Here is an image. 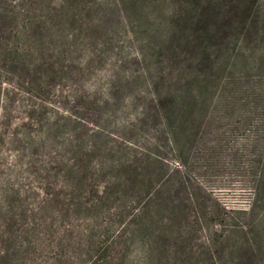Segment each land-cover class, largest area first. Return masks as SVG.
Returning a JSON list of instances; mask_svg holds the SVG:
<instances>
[{
  "label": "rangeland",
  "instance_id": "374dc122",
  "mask_svg": "<svg viewBox=\"0 0 264 264\" xmlns=\"http://www.w3.org/2000/svg\"><path fill=\"white\" fill-rule=\"evenodd\" d=\"M180 1L65 0L64 14L44 43L50 46L40 47L53 60H71V71L44 70L45 82L29 91L18 87L11 44L18 40V0H0V264H210L195 259L203 250H231L242 264H250L252 251V262L264 264V205L252 224L229 228L210 248L205 244L214 202L245 207L250 196L245 161L253 159L249 173L257 172L264 156V0L222 1L224 13L246 9L256 17L245 37L237 29L230 33L229 51L236 57L219 55L226 67L215 69L214 90L239 94L244 86L254 93L241 104L213 106L214 120L197 124L195 137L184 139L182 200L165 203L158 197L157 210L150 202L140 219L123 207L156 191L153 181L161 176L146 155H161L170 167L178 160L154 149L152 142L161 144L163 137L155 130L158 120L139 113L151 98L149 76L139 74L143 67L152 71L181 57L167 50L163 36ZM59 2L37 0L33 7L46 13ZM4 43L11 48L3 49ZM172 43L183 46L181 40ZM62 46L66 53L60 55ZM139 50L144 59L137 58ZM118 147L124 155L140 154L145 167L129 172L126 183L115 162ZM191 188L197 206L185 200ZM118 206L122 216L111 220L109 212Z\"/></svg>",
  "mask_w": 264,
  "mask_h": 264
},
{
  "label": "trees",
  "instance_id": "16d2710c",
  "mask_svg": "<svg viewBox=\"0 0 264 264\" xmlns=\"http://www.w3.org/2000/svg\"><path fill=\"white\" fill-rule=\"evenodd\" d=\"M116 1L117 4H121L126 0ZM222 1H180L182 4L179 5V8L169 14L164 25L163 36L167 40V50L179 54L181 57L177 60L168 58L166 64H158L152 71L149 68L143 67L139 74V76L148 74V87L151 94L146 110H141L139 113L146 114L145 116L148 118L158 120L155 130L163 137L161 144L159 140L152 142L155 147L154 149H156V152L163 153L164 155L168 153L173 156L176 155L174 157L178 160H180L179 155L183 151L182 143H184V139L191 140L195 137V126L200 123L207 124L214 120L213 106L219 104L221 107L227 108L230 100H236L241 104L243 101H247L249 94L254 93V90H249L244 86H240L242 92H239V94L235 92L224 93L222 90L218 93L219 91L214 90L217 82L215 69L226 67V60H219V55L224 53L222 56H225V58L235 59L236 57L229 51L228 39H230V35L235 33L236 29L243 33L244 37L248 35L256 17L254 13L246 9L234 13L229 12V10L224 13L222 12ZM36 2L37 0H18V28L15 32L18 40L13 43L10 42L14 44L12 47L15 56L13 60L18 62V87H26L29 91L42 86L47 72L71 71V68H69L71 60L67 58L53 60L51 54L47 55V52L43 51L46 46H50L51 44L49 42L44 43L48 40V36L50 37L51 30H56V22L54 21L60 19L64 14L62 9L66 4L65 0H60L58 3L59 7L53 6L52 10H48L46 13L33 7ZM131 2L134 4L135 0H131ZM69 16L75 19L74 14H70ZM86 25L89 27V22ZM130 33H133V30ZM174 39L181 40L183 46L180 49L173 45ZM63 44L65 45L66 42ZM8 46L11 48L10 44L4 43L3 49H8ZM40 46H45V48ZM63 46L59 52L60 55L66 53V49ZM144 46L146 44L141 43L140 47ZM17 47L18 55L16 53ZM136 53L138 59L145 58L142 50ZM29 58L32 59L29 60ZM91 60V54H88L84 60L87 66L90 65ZM22 73H26L28 79L23 78ZM223 82L224 80H219L220 86L223 84L224 87L225 83ZM116 89H118L117 85ZM241 93H245V95L247 93L246 97L242 96ZM134 119L137 120L138 117H134ZM130 125H134V123ZM120 144L126 145V143L121 142ZM250 144L251 142L247 141L246 138V142L244 143L245 148L249 149ZM90 146L92 149L97 148V143L94 142ZM165 146L167 150H165ZM260 147L263 153V145ZM189 148L190 146H188ZM74 150L76 153L79 151V155L84 154L81 149L77 148V145L74 146ZM118 150L119 147L117 148ZM120 151L116 152L118 157L115 162L118 167L123 168L125 171L122 178L123 183H126L129 179V172L136 173L137 169L141 170V168L145 167H142L140 162V154H131L128 151L124 155V153H119ZM109 152H111V149H109ZM146 156L147 160L152 162L153 166L157 168V175L161 176V178L157 181L148 178V183L153 181V190L156 191L149 192L141 202L133 199L131 204L123 206L124 208L129 207L131 211L129 217L132 218L140 219L150 206L154 207V210H157L158 203L153 201H156L158 197H163L165 203L173 201L176 203V200H182L178 196V191L181 188H186L184 160H180L181 164L176 160V163L170 167L161 155L153 154L152 156ZM252 161L253 159L250 157L245 161L244 170L248 173L253 168ZM258 167L257 172L247 173V178L245 179L250 189V196L245 207H229L220 204L218 201L214 202L216 207H212L211 210L214 211V214H212L213 218H211L212 229L209 230V234L206 236L207 242L205 244L207 248H210L211 245L216 244L221 237L225 236L229 228H242L247 223L252 224L253 219H258L257 210L264 205V156L259 158ZM188 186H193V184L190 183ZM192 190L191 188V192L188 191L185 200H188V203L192 206H197V197L193 196ZM163 191L166 193L162 196ZM149 198H152V200ZM122 211L123 208L118 206L116 210L109 212V215H111L110 219L116 220L120 218ZM256 214L257 217H255ZM205 251L207 252L203 250V252L197 253L195 259L202 262L208 260L210 264H231L229 262L235 263V261L238 264H242V260H237L231 250L221 252V254H214L209 250ZM250 253L251 255L248 257L250 264H261L260 261L252 262L255 254L252 251ZM183 257L184 255L181 256L182 259H184ZM151 258H153V255Z\"/></svg>",
  "mask_w": 264,
  "mask_h": 264
}]
</instances>
